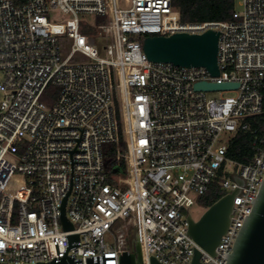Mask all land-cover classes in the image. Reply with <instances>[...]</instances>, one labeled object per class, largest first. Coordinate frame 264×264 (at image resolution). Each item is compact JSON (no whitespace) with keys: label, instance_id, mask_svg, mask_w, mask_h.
Returning a JSON list of instances; mask_svg holds the SVG:
<instances>
[{"label":"built area","instance_id":"built-area-1","mask_svg":"<svg viewBox=\"0 0 264 264\" xmlns=\"http://www.w3.org/2000/svg\"><path fill=\"white\" fill-rule=\"evenodd\" d=\"M242 7L190 23L173 0H0V264L66 255L120 264L131 251L120 223L138 235L145 264H191L196 250L203 264H227L264 180V0ZM56 10L68 17L52 20ZM210 29L220 33L217 77L150 62L143 51L150 36ZM61 36L72 40L65 58ZM104 38L110 43L99 46ZM78 53L91 62L74 63ZM199 82L238 88L201 92ZM224 92L236 95L209 97ZM120 128L124 166L109 170L105 147L119 144ZM241 133L250 138L249 163L229 156ZM214 184L236 193L216 256L189 234V218L201 219L191 211H208L203 198ZM66 198L74 231L62 222Z\"/></svg>","mask_w":264,"mask_h":264},{"label":"water","instance_id":"water-1","mask_svg":"<svg viewBox=\"0 0 264 264\" xmlns=\"http://www.w3.org/2000/svg\"><path fill=\"white\" fill-rule=\"evenodd\" d=\"M220 33L208 30L201 35L186 33L170 37L150 36L144 39L143 51L153 63H170L187 68H206L213 77L220 74L218 65ZM233 83L199 82L195 89L201 92L237 89ZM236 193L227 194L213 204L199 221L189 218V234L204 251L216 256V248L230 225ZM67 198L62 207V222L66 231H74V225L65 213ZM253 207L245 217L231 254H227V264H264V180L256 198L251 200ZM79 240L78 235L69 237L70 248ZM202 253L196 250L191 264H203ZM92 263V260L89 261ZM42 264H80L75 258L66 255L59 261ZM120 264H145L138 235L131 243V251L120 256ZM149 264H162L151 257Z\"/></svg>","mask_w":264,"mask_h":264},{"label":"trees","instance_id":"trees-1","mask_svg":"<svg viewBox=\"0 0 264 264\" xmlns=\"http://www.w3.org/2000/svg\"><path fill=\"white\" fill-rule=\"evenodd\" d=\"M174 7L178 10L183 21L200 23L206 20H223L234 9V0H173ZM104 18H95L97 25L104 23ZM82 32L86 35L96 36L97 29L84 24ZM120 142L105 147L106 166L110 170L117 164L124 166L123 161L117 159V152L122 148L123 137L120 128ZM229 156L241 163H249L252 152L248 134L241 133L230 146ZM225 191L218 184H214L210 192L203 198V202L212 206L225 196ZM133 230V228H131Z\"/></svg>","mask_w":264,"mask_h":264},{"label":"rangeland","instance_id":"rangeland-1","mask_svg":"<svg viewBox=\"0 0 264 264\" xmlns=\"http://www.w3.org/2000/svg\"><path fill=\"white\" fill-rule=\"evenodd\" d=\"M242 3H243V0H234V10L237 12H242V9H243ZM66 17H68V16L59 10L53 11L52 16H51L52 20H58V21L63 20ZM86 19L91 24H93L95 22V17H87ZM107 43H110V39L104 38V39H101L98 41L99 46L101 44H107ZM59 44H60L61 49H62V56L64 58L67 57L71 52L72 40L66 36H61L59 38ZM102 56L105 57L104 52L102 53ZM73 62L74 63H90L91 61L89 59H87L86 57H84L83 55H81L80 53H78L74 56ZM235 95H236V93H234V92L209 93V97L215 98V99H219L221 97L235 96ZM204 212H205V210L199 206H196L191 211V213L195 217V219H200L203 216ZM116 232L121 234L122 236H124L126 238L127 246H131L132 240L134 239L135 235H134V230L131 229L130 224H127V223L118 224V226L116 228Z\"/></svg>","mask_w":264,"mask_h":264}]
</instances>
